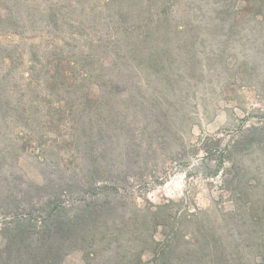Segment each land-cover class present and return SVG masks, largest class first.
<instances>
[{
  "label": "trees",
  "instance_id": "1",
  "mask_svg": "<svg viewBox=\"0 0 264 264\" xmlns=\"http://www.w3.org/2000/svg\"><path fill=\"white\" fill-rule=\"evenodd\" d=\"M164 16L146 0H0V264H61L127 216L133 181L188 153L157 47L186 31Z\"/></svg>",
  "mask_w": 264,
  "mask_h": 264
},
{
  "label": "rangeland",
  "instance_id": "2",
  "mask_svg": "<svg viewBox=\"0 0 264 264\" xmlns=\"http://www.w3.org/2000/svg\"><path fill=\"white\" fill-rule=\"evenodd\" d=\"M150 8L186 31L172 42L160 32L157 47L178 83L174 137L189 151L133 181L127 216L83 235L61 264H264V0Z\"/></svg>",
  "mask_w": 264,
  "mask_h": 264
}]
</instances>
